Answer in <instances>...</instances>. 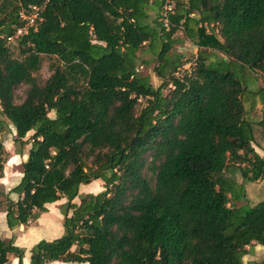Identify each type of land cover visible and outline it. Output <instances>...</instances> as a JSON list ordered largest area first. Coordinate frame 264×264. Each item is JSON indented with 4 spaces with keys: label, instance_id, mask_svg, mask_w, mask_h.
Returning a JSON list of instances; mask_svg holds the SVG:
<instances>
[{
    "label": "trees",
    "instance_id": "trees-1",
    "mask_svg": "<svg viewBox=\"0 0 264 264\" xmlns=\"http://www.w3.org/2000/svg\"><path fill=\"white\" fill-rule=\"evenodd\" d=\"M43 1L0 0V115L29 146L0 212L11 230L65 199L62 234L31 245L28 263L243 264L247 248H264V199L238 204L243 183L264 177L248 117L258 105L264 135V0H176L167 26L147 13L162 0H46L13 59L17 10ZM178 30L198 52L189 70L169 53ZM139 54L153 57L156 88ZM41 56L53 63L38 84ZM4 155L0 143V179ZM95 180L101 192L78 196ZM23 252L0 238V264Z\"/></svg>",
    "mask_w": 264,
    "mask_h": 264
},
{
    "label": "rangeland",
    "instance_id": "rangeland-1",
    "mask_svg": "<svg viewBox=\"0 0 264 264\" xmlns=\"http://www.w3.org/2000/svg\"><path fill=\"white\" fill-rule=\"evenodd\" d=\"M159 11H155L153 8H148L147 13L150 18L156 16ZM173 39L175 40V44L172 46L169 53L172 55H178L181 57V60L185 62L183 70H189V65L196 59L197 57V49L192 46L188 40H186L183 34L178 30L173 34ZM10 56L13 59H21L19 54V48L17 47L16 42L6 44ZM206 56L208 58L212 57L213 55L220 56V54L206 50ZM141 60L145 63H141ZM53 63L52 57L41 56L40 57V65L37 72L33 74L34 78L36 79L38 84H42L48 76L50 75V64ZM137 72L141 76H145L148 78L149 83L153 88H156L160 85L161 80L155 76L153 73V68L155 66V62L151 55L139 54V61L137 62ZM181 71L177 72V75L181 74ZM256 76H259L256 74ZM264 81L262 79H258L257 84L261 85ZM170 86H167L169 88ZM27 89L26 85H18L13 90V103L20 104L21 101L24 99L25 91ZM165 94L166 90L162 91ZM138 105L136 109H138L142 104L143 100H138ZM48 117L52 118L53 113L49 112ZM248 117L252 121V129L254 135V143L256 146H253L254 151L257 152L259 156H262V151L258 148V146L264 147L263 141V131L261 128L256 125V123L261 120V112L260 107L255 105L253 109H251L248 113ZM31 135V132H28L23 140H27ZM15 132L12 125L2 116L0 115V143L4 150V173L1 175V182L6 185V187H2L0 185V191L6 193L14 181L18 172L20 171V163L25 159V154L28 149V145H18V143L14 142ZM19 152V154H17ZM25 156V157H24ZM6 177L9 178V181H6ZM235 180L239 181V176L235 175ZM99 184V187L93 190L92 188L95 184ZM244 198L246 200V205L251 206L256 204L257 202L264 199V181L262 183H254V182H244ZM92 189V190H91ZM102 183L100 180L92 181L87 185H80L78 187V196L85 195V194H96L101 192ZM8 197L11 200H15L16 196L14 194H9ZM65 202L64 198L59 199L53 204L46 206L47 213H44L38 217L37 220L28 222L25 226H17L12 228L11 230L7 229L3 225V220L0 215V238L8 239L10 237L17 238L22 249L25 247L31 246V240H35L34 238H39V240L50 241L54 238L59 237L62 234V226H61V215L59 214V206ZM73 203H78V197L72 200ZM239 203V202H238ZM4 206V198L0 196V210L3 209ZM36 241V242H37ZM35 242H32V244ZM27 245V246H26ZM263 250V249H262ZM262 254L261 257H263ZM259 254H256L255 257H258ZM11 256H8V262ZM257 259V258H256ZM244 258L242 262H244ZM61 264V263H56Z\"/></svg>",
    "mask_w": 264,
    "mask_h": 264
},
{
    "label": "built area",
    "instance_id": "built-area-1",
    "mask_svg": "<svg viewBox=\"0 0 264 264\" xmlns=\"http://www.w3.org/2000/svg\"><path fill=\"white\" fill-rule=\"evenodd\" d=\"M175 1L176 0H162L159 16L163 26L168 25V15H171L174 11ZM45 3L46 0L40 4L20 7L17 10L16 18L19 22V26L10 36L5 38L6 44L15 42L16 39L24 36L29 31H35L37 24L41 21V13L45 7ZM200 26L205 33H209L212 28V24L202 23Z\"/></svg>",
    "mask_w": 264,
    "mask_h": 264
},
{
    "label": "crops",
    "instance_id": "crops-1",
    "mask_svg": "<svg viewBox=\"0 0 264 264\" xmlns=\"http://www.w3.org/2000/svg\"><path fill=\"white\" fill-rule=\"evenodd\" d=\"M25 157V156H24ZM2 173H4V171H3V168H2ZM19 178H20V171L18 172V174H17V176H16V179H15V181H14V184H12L11 185V187H13L14 185H16L17 184V182L19 181ZM1 180V179H0ZM6 181H9V178L8 177H6ZM264 181V177H263V179H261V180H259V181H256V182H254V183H256V184H258V183H262ZM237 183H240L241 181H240V178H239V181H236ZM0 185L2 186V187H6V185L5 184H3L1 181H0ZM10 187V188H11ZM99 187V184L97 183V184H95V186L92 188L93 190H95L96 188H98ZM9 188V189H10ZM91 189V190H92ZM243 189H244V186H243ZM244 195H245V192H244ZM55 203V202H54ZM240 203H245L246 204V200H244V201H239V203L238 204H240ZM53 204V203H52ZM48 205H50V204H48ZM48 205H46V206H48ZM252 206V205H251ZM47 213V212H46ZM44 214V213H43ZM0 215H1V218H2V220H3V225H4V227H6V225H5V222H4V213H2V212H0ZM42 215V214H41ZM61 221H62V219H61ZM7 228V227H6ZM2 239V238H1ZM9 239V238H8ZM35 240H31V242H29L28 244H30L31 243V245H33L32 244V242H35L36 243V241L39 239V238H34ZM13 244L15 245V246H17V247H19V245H20V243H19V241H18V239L17 238H14L13 237ZM27 246V245H26ZM19 248H21V247H19ZM30 248V245H29V247H25V249L23 248V256H22V259H21V262H20V264H29L28 262H29V253H28V249ZM263 249V250H262ZM247 254L245 255V256H243V258L245 259L244 260V262H243V264H247L248 262H258L262 257V254H264V248H262V247H260V246H258V245H252V246H250V248L248 249L247 248ZM256 254H259V256L258 257H255L256 256ZM11 257H10V260H9V262H7V264H17V259L13 256V255H10ZM264 256V255H263ZM242 258V259H243ZM257 258V259H256ZM56 263H61V262H50V263H47V264H56ZM61 264H68V263H61Z\"/></svg>",
    "mask_w": 264,
    "mask_h": 264
}]
</instances>
